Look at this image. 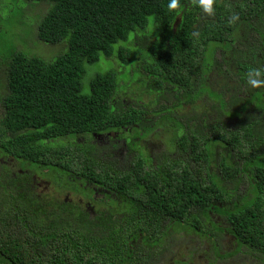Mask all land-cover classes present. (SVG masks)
Returning <instances> with one entry per match:
<instances>
[{
    "label": "trees",
    "instance_id": "16d2710c",
    "mask_svg": "<svg viewBox=\"0 0 264 264\" xmlns=\"http://www.w3.org/2000/svg\"><path fill=\"white\" fill-rule=\"evenodd\" d=\"M25 1L49 7L38 17V40L64 43L67 50L51 62L23 53L7 60L0 149L30 161L24 162L28 169L54 174L59 180L55 194L63 189L88 195L105 188L121 202L113 203L112 195L103 192L106 210H98L91 220L89 214L60 210L54 197L50 217L38 219L46 213L42 205L35 208L2 196L0 264H152L172 229L201 237L229 233L238 251L247 249L264 261V88H251L245 80L249 68L264 67V0H216L214 16L191 0H180L179 11H168L170 0ZM232 13L239 14L235 24L228 22ZM140 33L146 34L143 45L137 40ZM243 33L257 44L246 43ZM132 34L135 39L130 40ZM123 42L127 45H119ZM237 43L246 48H236ZM129 46H139L138 54ZM147 50L150 55L143 59ZM208 50L213 62L203 65ZM133 57L140 63L138 83L145 87L144 95L154 98L150 104L143 98L139 104L119 101L123 93H116L118 79L112 70L97 74L90 93L83 94L86 65L114 58L129 65ZM214 74L222 79L232 75L246 96L230 94L225 82L217 90L211 82ZM156 107L153 114L165 113L157 115V123H167L171 150L180 146L179 162H164L160 170L147 162L122 169L117 163L96 162L91 155L66 156L64 147H47L55 140L80 144L94 133L135 125L151 129L146 115ZM186 107L192 108L188 115L181 113ZM202 110L236 117L237 126L230 128L217 117L210 121L207 114L200 125ZM174 127L183 129L177 139H172ZM215 147L241 161L223 158L218 164L221 177L211 171ZM184 149L194 164L180 162ZM82 157L88 161L69 162ZM223 176L233 180L232 190L217 180ZM245 180L249 187L242 194ZM36 209L40 213L35 216ZM212 214L223 217L227 226L208 227Z\"/></svg>",
    "mask_w": 264,
    "mask_h": 264
},
{
    "label": "rangeland",
    "instance_id": "374dc122",
    "mask_svg": "<svg viewBox=\"0 0 264 264\" xmlns=\"http://www.w3.org/2000/svg\"><path fill=\"white\" fill-rule=\"evenodd\" d=\"M37 3H28L25 0H0V95L4 96L7 93L6 88V64L7 60L15 53H23L28 56H35L39 57L46 62H51L56 59L59 55L63 54L67 48L64 43L56 44V45H49L42 43L36 37L35 32H37V24H38V17H42L48 10L47 4H38ZM33 5V6H31ZM38 21V22H37ZM35 30V32H34ZM244 34V38L247 41L246 43L251 44V46H255L257 41L250 39L251 36H247ZM144 33H140L138 37L139 44H145L146 38L144 37ZM135 39L134 34L131 35L130 40ZM245 43V41H244ZM119 45H127L126 43H121ZM119 45H116L115 48H118ZM140 45V46H142ZM130 47L131 51H134L138 54V47ZM236 48L243 49L246 48L245 44L237 43ZM150 55V51L147 50L146 56L143 59H148ZM221 52L218 51L217 58L218 61L221 60ZM203 65H211L213 62V54L211 50H208L205 55ZM133 57L131 63L129 65H125L122 61L118 58H114L112 60H102V62L94 64V65H86V74L82 79V92L85 95H88L91 90V81L94 77L99 73H106L107 71H114L117 75L118 79V88L116 93L122 94L123 97L118 96L117 99L119 101H126L128 105H131V99L136 103H144L147 104L151 103L149 98L150 96H145L144 86L140 85L138 82L141 78V72L139 70V65ZM227 75V74H226ZM229 77V78H228ZM213 86L218 90L222 87L221 85L225 82L227 90H230V94H234L235 96L244 97L246 94L242 93L241 89L236 86L237 82L235 79L232 78V75L227 76L226 79H222L217 77L216 74L212 76ZM235 82V83H234ZM147 93V92H146ZM150 95L156 96V93L153 91L149 92ZM262 93H258V97L261 96ZM144 95V96H143ZM128 96V97H127ZM231 97V96H227ZM143 98V100H142ZM142 100V101H141ZM216 102L222 103L219 100V97H216ZM153 104V103H152ZM169 104H173V102H169ZM211 104V102L209 103ZM263 108V107H261ZM207 109V108H204ZM264 109V108H263ZM159 110L158 107L155 109L150 108L148 118H151L153 113L152 111ZM192 108L186 107L181 112L182 114L188 115ZM205 113H204V112ZM229 115L233 114V111L229 110L226 111ZM204 114H207L210 121H214L213 119L217 117V120L225 121L230 128L236 127L238 123V119L236 117H221L216 114L214 110L211 111H199L200 115V125L204 124ZM159 115V113H154V116ZM245 115H250V113H246ZM191 116V115H190ZM0 118H1V104H0ZM150 126V125H149ZM160 127H167V123L165 125H159ZM169 127V126H168ZM175 128V127H174ZM152 129V128H151ZM165 132V131H164ZM183 129L176 127L173 129L174 137L172 139H177L181 137ZM151 135L150 141L146 144L145 142L143 145L147 146L148 150L154 151L155 149H164L166 145L162 143L160 139H157L156 136ZM168 137V136H167ZM164 140L166 144H168L169 148L172 146L171 139ZM67 142L62 140H55L54 142H50L47 144V147L50 149H59L61 147H66ZM137 150L136 153L140 151L142 154V148H138L135 146ZM223 151L219 147H215L214 150V157L216 162L212 165L211 171L218 173L219 177L222 176L221 171H219L218 164L222 162L223 158H228L230 162H241L235 158V156L231 155L230 152ZM0 160L3 157V152L0 149ZM140 154V155H141ZM189 154L184 153L182 158L185 162L192 163L191 158L187 157ZM4 159H7L4 157ZM236 159V160H235ZM261 162H264V157H261ZM124 167H127L129 164H124ZM220 165V164H219ZM32 169V168H31ZM32 170H35L33 168ZM1 171V169H0ZM39 171V170H38ZM40 172V171H39ZM35 172L39 175L40 179H36L38 182L37 192H45L50 194H54L55 188H58L56 183H59L58 178H54V174H48L46 171L45 174ZM59 173L56 172L55 177H57ZM221 174V175H220ZM61 177L62 174L60 173ZM223 181L217 179L224 187L232 190L234 188L233 180L230 178L222 177ZM247 180H249L247 178ZM4 180L0 177V201H3V197L10 196V191L8 189H4ZM249 183L245 182L241 185L239 191L242 194H246V190L248 189ZM4 190V191H3ZM70 191L63 190L61 191V195L67 196L70 199H81L84 197L80 192L78 194H69ZM235 197V196H234ZM53 198V195H52ZM9 198H7L8 200ZM208 227L212 228L213 225H219L222 228L227 226L226 220L218 216L216 214H212L209 221L206 220ZM213 235V234H212ZM211 235V236H212ZM207 236L201 237L198 234L189 233L180 229H172L164 239V245L161 249L160 254L157 258L152 260V264H264V261H261L262 258L260 255L252 254L247 249H241L238 251V245L235 239L226 232H222L219 235L215 234V236Z\"/></svg>",
    "mask_w": 264,
    "mask_h": 264
},
{
    "label": "flooded vegetation",
    "instance_id": "af4514ba",
    "mask_svg": "<svg viewBox=\"0 0 264 264\" xmlns=\"http://www.w3.org/2000/svg\"><path fill=\"white\" fill-rule=\"evenodd\" d=\"M152 114L153 113H151V115ZM163 114L161 113L159 115ZM148 116L149 114L146 115L147 118ZM158 117L161 116H154L153 114L151 118H148L149 121H145L147 122L145 124L150 125L149 127L152 129H148L146 127L142 128L140 125H135V127H124L120 130H114L100 134L94 133L78 141L80 144L67 141V146L64 147L63 153L66 156H72V153L91 155L94 157L93 160H96V162H109L110 164L117 163L122 169L126 163L129 164L127 168H131L135 162H147L156 169L160 170L163 167L164 162H179L180 146H174L172 151V146L169 148L168 144L164 142V140L168 139L167 132L170 130L168 131V128H164L162 126L160 127L158 125L157 122H159L160 119ZM152 134H154L153 136H156L157 139L162 140L161 142L166 145L164 149H155L154 151H151L148 150L147 146L143 145L144 142L147 144L150 141ZM135 146L142 148V154L140 151L136 153L137 150L135 149ZM4 157L7 159H4ZM87 161L88 160L83 157L76 158L75 160H69V162ZM24 162L30 161L17 159L3 154V157L0 160V177L4 180V189H8L10 191V196L6 197L9 198L10 202L11 200L14 201L16 199L17 201H24L35 208H39L41 205L43 206L42 211L46 213L41 214L39 217L36 216L40 213L39 209H36V211L33 213L38 219L50 217L52 214V199L54 197L59 199L58 204L62 206L59 208L60 210L62 209L67 212L73 211V214L77 216L81 215V213L89 214L91 220H93L98 215V210H106V201L104 200L102 194L103 192L112 195L113 203L115 202V204H118L121 202V198L117 193L111 194V192L105 188L99 190L94 189V192L88 195L80 191L82 196H84L82 200L70 199L67 196H63L58 193L55 194V190L54 194H52V192L50 194L45 192H37L39 185L36 179H40V176L35 172L38 173V171L28 169ZM180 162H185V160L182 158ZM72 180L77 181L78 179L72 178ZM69 191V194H78L74 190ZM117 216L119 217L120 215L117 214ZM12 218L14 217L12 216Z\"/></svg>",
    "mask_w": 264,
    "mask_h": 264
},
{
    "label": "clouds",
    "instance_id": "9594fccd",
    "mask_svg": "<svg viewBox=\"0 0 264 264\" xmlns=\"http://www.w3.org/2000/svg\"><path fill=\"white\" fill-rule=\"evenodd\" d=\"M194 6H198L208 16L215 15L216 0H191ZM180 0H170L167 5L168 11H179L182 9ZM239 20L238 13H232L229 24H235ZM245 80L247 85L251 88H264V67H253L245 74Z\"/></svg>",
    "mask_w": 264,
    "mask_h": 264
}]
</instances>
